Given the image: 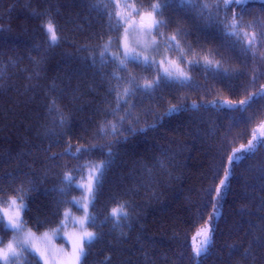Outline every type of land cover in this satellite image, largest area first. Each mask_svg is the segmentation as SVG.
Returning a JSON list of instances; mask_svg holds the SVG:
<instances>
[{
    "label": "trees",
    "instance_id": "1",
    "mask_svg": "<svg viewBox=\"0 0 264 264\" xmlns=\"http://www.w3.org/2000/svg\"><path fill=\"white\" fill-rule=\"evenodd\" d=\"M158 2L154 17L162 23L154 36L189 79L134 88L118 101L130 77L142 86L162 72L142 60L127 62L125 69L106 51L107 43ZM216 2L219 19L225 15L222 0H105L106 11L94 8V0H0V205L23 187L25 225L35 232L56 229L68 209L79 211L77 183L89 165L110 161L90 207L88 227L98 235L85 243L80 264H264V180L258 170L264 147L237 166L214 221L210 253L198 262L192 251V234L212 212L221 154L246 143L264 121V99L257 98L246 112L221 103L242 100L264 85V61L229 46L233 38L209 16L217 13L215 7L201 13L203 4ZM245 7V23L260 22L245 30H258L264 0ZM234 11L241 9L231 5L229 20ZM49 16L61 36L52 46L43 27ZM173 35L176 41L170 40ZM205 57L229 73L206 68ZM193 60L199 64L189 63ZM254 68L258 79L252 83ZM53 98L67 118L62 126L48 109ZM173 105L181 110L165 115ZM110 123L116 124L115 133L110 127L100 131ZM129 127L138 131L130 133ZM82 146L90 150L78 153ZM121 203L129 215L115 220L110 212ZM10 232L0 230L3 242ZM23 264L43 263L27 251Z\"/></svg>",
    "mask_w": 264,
    "mask_h": 264
},
{
    "label": "snow or ice",
    "instance_id": "2",
    "mask_svg": "<svg viewBox=\"0 0 264 264\" xmlns=\"http://www.w3.org/2000/svg\"><path fill=\"white\" fill-rule=\"evenodd\" d=\"M165 3L168 2V0H164ZM180 2L192 4L194 3V0H180ZM113 3H115V0H113ZM248 3V0H222V8L225 11V15L219 19V11L221 10V4L219 2H216L214 4H203L201 8V13H203L205 10H210L211 8L215 7L217 9L216 14H212L209 12V16L212 19L213 22H217L223 25L224 29V35L231 39L230 47H232L234 50L239 45L240 46V54L242 55H251L253 59H256L259 57L260 60L264 61V52H258L257 48H264V24H260V27L258 30H254L252 32L246 31L245 29H253L259 24V19H253L245 23L244 16L249 11L245 5ZM231 5L238 6L241 11L239 13L233 12L232 17L229 20L227 17V10ZM119 7V5H116ZM93 7L97 9H104L105 11L108 8V5L105 3V0H94ZM152 12L147 13V17L151 19V23L148 25H145L143 27V30L150 31L153 28L158 27L162 21L156 20L154 18V13H156L158 10L161 9V4L155 3L151 5ZM109 17L113 15V13L108 12L107 13ZM115 16L118 19H124L125 17L121 12H116ZM144 17H142V20ZM45 32L47 34V40L49 42V46H52L59 42L61 39V36L57 33V25L54 23L53 19L49 16L47 20L45 21L43 25ZM171 41H176V36L173 35L170 37ZM178 44V42H177ZM124 52L121 55H118L117 53H112L114 61H118V64L126 69L127 62H141L140 55L135 51V49L128 48L127 45L124 46ZM183 54V52H182ZM101 57L104 56V52H101ZM142 62L146 65L151 66V63H154L149 57L145 56L143 57ZM163 63V61H161ZM189 63L193 64H199L198 60L189 61ZM171 67H165L163 69L162 75L158 76L154 80H145V83L141 86L136 84L135 77H130L128 80L129 87H124L123 92L117 93V100H123L124 97L129 96L134 88H140L143 87L145 89H153L155 87H159L162 82L167 81H180L181 83L185 80L189 79L188 74L184 72L182 68L175 65V62H171ZM204 65L206 68L208 67H214L218 73H224L228 74L229 69L223 68L222 64L219 61H214L212 59H209L207 57L204 58ZM115 78L118 81H123V77H120L116 73H113ZM258 79V70L253 69V75H252V83H255V81ZM117 87H120L118 84ZM115 90V89H113ZM257 98L264 99V85H261L259 89L255 92L249 93L244 99L239 101H223L225 106L231 109L239 108L241 112H246L247 108L250 107ZM125 103H127L126 100H124ZM213 104L217 103L216 101L212 102ZM193 108H197L198 106L193 103ZM48 109L50 112H56L58 114V123L59 125H64L66 122V116L63 114L62 109L57 104V101L55 98L51 100V102L48 104ZM180 106H171L168 111L165 113V115H168L171 112L180 111ZM125 117L121 116L119 117L120 121H123ZM111 128V131L113 133L116 132V124L110 123L108 125H103L100 129L101 132H105L108 128ZM126 131L130 133H135L138 131V129L129 127L126 129ZM264 123L260 125L259 128V135H257V131L254 130L252 134V139H250L247 144H241L238 148H233L230 154L222 153L221 154V161L220 164L216 167V172L213 175V180H216L219 178L218 184L214 187L215 197L212 198L213 202L211 204L212 212L208 217V221L205 223V225L196 233V236L193 237V254L194 258L197 259L199 262V258L202 256H206L210 253V248L213 244L214 240V231H215V224L214 221L219 216L220 209H221V201L225 198L226 192L231 191V182L233 179L237 178L236 176V168L239 166L242 162L248 159L249 156L255 155L259 147H264ZM230 143V142H229ZM71 145H69V148L65 151H70ZM82 150H90V148L87 147H77L76 151L79 153ZM111 151V150H110ZM56 154H53L55 157ZM226 156V160H225ZM110 161H104L97 165H89L90 173L88 177V182L85 185L87 188V192L89 195V198H94V193L96 186L100 183L101 176L103 175V170L106 167L107 163ZM252 166H249V170H251ZM222 169V178H220V172ZM260 172V178L264 180V166L259 167ZM70 174H66L64 179L69 180ZM262 189H264V184L261 185ZM24 189L21 187L18 189L17 196L13 197L10 200V205L14 206L16 209L14 216H8V222L5 224L3 223L4 217L0 216V230H12V231H20L22 228V222L20 219V212L26 208V205L24 203V196L20 195L19 193L23 192ZM211 195V192L209 193ZM19 201V203H17ZM264 206V205H262ZM88 207V203L86 202L84 205L85 210ZM129 215L126 207V203H121L118 205V207L113 208L110 212V216L115 219L119 220L122 217H127ZM85 221L91 220L92 217L86 213L85 215ZM83 222V221H82ZM31 235V234H29ZM98 235L97 232L93 231H84L82 235L80 236L79 240L74 245V251H73V257L71 264H80L81 259L86 256V249H85V243H90L94 238H96ZM198 238V239H197ZM0 243H3V238L0 237ZM28 241H22L13 243L10 241L6 247L0 248V264H17V262L20 260V257L24 255L25 252L29 251V249L26 247ZM35 251L39 252L40 250L37 248ZM43 256V253H41ZM45 264H48L47 260L45 259Z\"/></svg>",
    "mask_w": 264,
    "mask_h": 264
},
{
    "label": "rangeland",
    "instance_id": "3",
    "mask_svg": "<svg viewBox=\"0 0 264 264\" xmlns=\"http://www.w3.org/2000/svg\"><path fill=\"white\" fill-rule=\"evenodd\" d=\"M142 17H144L143 20ZM150 23L151 19L147 17V13L140 14L138 17L135 16L132 20L128 21L122 33L116 39L110 40V42L107 43V48H105L106 51L110 54L117 53L122 56L125 50L124 46L127 45L128 48L135 49L140 55L141 60H143V57L145 56L149 57L154 61V64L159 67L161 72H163L165 67H171V62L175 61L169 58L166 48L156 40L154 36L155 28L150 31L143 30V27ZM161 61H163V63H161ZM175 65L182 68L177 62H175ZM262 123H264V121ZM260 125L255 129L257 135H259ZM250 139H252V136L249 140ZM247 142L243 144H247ZM238 147H240V145L236 148ZM89 171L90 169L88 170L86 177L77 183L79 185L78 187L81 188V193L74 201L76 206H78L79 211H75L73 208L68 209L65 213L64 222L60 227L49 231L35 232L25 225L23 218L25 209H23L20 212V219L22 222L21 230L10 232L8 234V239L5 242L0 243V248L6 247L10 241L17 243L27 240L28 243L26 247L30 252L36 254L43 264H45V259L48 264H71L74 259L73 251L75 243L79 240L84 231H90L88 220L85 221L84 219L86 213L90 215V207L93 199L89 198L87 188L85 187L88 182ZM9 202L6 205H0V213L5 219V224L8 222V216H14L16 212L15 207L11 206ZM86 202L88 203V207L85 210L84 205ZM17 203H19V201H17ZM204 225L205 224H202L198 227L191 236L192 251L193 237L196 236V233ZM37 248L40 250L39 252L35 251ZM41 253H43V256ZM24 257L25 253L20 257L17 264H23Z\"/></svg>",
    "mask_w": 264,
    "mask_h": 264
}]
</instances>
